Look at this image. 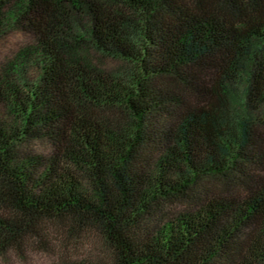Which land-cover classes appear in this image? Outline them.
Masks as SVG:
<instances>
[{
    "label": "trees",
    "instance_id": "obj_1",
    "mask_svg": "<svg viewBox=\"0 0 264 264\" xmlns=\"http://www.w3.org/2000/svg\"><path fill=\"white\" fill-rule=\"evenodd\" d=\"M71 11L133 67L91 70ZM14 17L42 68L0 77V255L54 239L98 264H264V0H0ZM32 136L49 158L19 150Z\"/></svg>",
    "mask_w": 264,
    "mask_h": 264
},
{
    "label": "rangeland",
    "instance_id": "obj_2",
    "mask_svg": "<svg viewBox=\"0 0 264 264\" xmlns=\"http://www.w3.org/2000/svg\"><path fill=\"white\" fill-rule=\"evenodd\" d=\"M9 6L14 7V3L11 2ZM90 23L91 20L87 14L71 11L68 17L67 31L62 37L73 39L74 35H81L80 42L87 50L89 67L97 73L121 75L130 70L133 64L128 60L114 55H107L90 42L88 32ZM34 42V35L23 23L19 22L17 17L0 22V77L5 76L3 74L4 68L12 67V73L8 77L10 81L13 80L14 82L15 80L18 85L19 83L21 85V82L32 83L39 79L42 62L40 65L38 60H34L29 48L34 45ZM19 54L25 56L21 62L17 61L19 60L17 59ZM247 106V99L241 89L236 90L231 98L233 110L241 113L246 110ZM8 118V106L0 99V121H6ZM121 118L125 119L126 115L122 114ZM19 150L23 153H31L35 157L49 158L52 153V145L44 137L32 136L19 146ZM179 209V206H174L170 209V212L176 214L180 211ZM91 253H93L91 248L87 247L86 244H81L75 250V253L73 251L66 255L63 253V257L58 243L52 239L49 247L41 246V249H39L36 244L24 254L13 250L7 251L0 255V264H62L61 262L67 264H98L93 260V257L89 258Z\"/></svg>",
    "mask_w": 264,
    "mask_h": 264
}]
</instances>
